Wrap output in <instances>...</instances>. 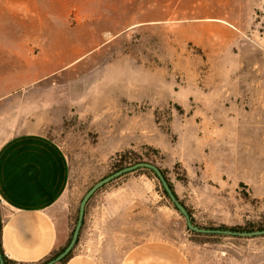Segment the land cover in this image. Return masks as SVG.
<instances>
[{
  "label": "rangeland",
  "instance_id": "obj_1",
  "mask_svg": "<svg viewBox=\"0 0 264 264\" xmlns=\"http://www.w3.org/2000/svg\"><path fill=\"white\" fill-rule=\"evenodd\" d=\"M5 45L18 70L61 65L0 102V143L37 131L62 147L72 229L123 155L163 170L198 227L264 228L252 190L264 185V0H0ZM106 188L130 205L132 242L154 234L199 264H264V236L194 234L149 171Z\"/></svg>",
  "mask_w": 264,
  "mask_h": 264
},
{
  "label": "crops",
  "instance_id": "obj_2",
  "mask_svg": "<svg viewBox=\"0 0 264 264\" xmlns=\"http://www.w3.org/2000/svg\"><path fill=\"white\" fill-rule=\"evenodd\" d=\"M237 19L242 25L241 16ZM2 52L0 102L61 66L55 59L40 60L35 67L25 60L18 70L14 46L5 45ZM252 181L254 198L264 200L263 182L259 177ZM69 182L66 153L43 133L24 132L0 143L1 246L8 260L39 264L66 248L72 233L65 204ZM100 192L88 202L79 242L64 264L200 263L192 257L191 247L170 237L143 235L132 242L136 238H130V205L123 200L122 190L106 188Z\"/></svg>",
  "mask_w": 264,
  "mask_h": 264
},
{
  "label": "water",
  "instance_id": "obj_3",
  "mask_svg": "<svg viewBox=\"0 0 264 264\" xmlns=\"http://www.w3.org/2000/svg\"><path fill=\"white\" fill-rule=\"evenodd\" d=\"M142 168L143 169H150L155 173L158 180L162 184L165 192L169 196L170 200L172 201V203L175 205L177 210L180 212V214L186 220L187 227L190 231L195 232V233H199V234H204V235H224V236H236V237L264 236V230L254 231V232H233L230 230H222V229H205V228H201V227L194 225L191 221L190 214L188 213L186 207L179 201V199L176 197V195L172 191V189H171L168 181L164 177L161 169L159 167H157L156 165H154L153 163L139 162L137 164L125 167V168L103 178L102 180L97 182L95 185H93L87 191V193L84 195V197L82 198V200L80 202L77 223H76V226H75V229L73 231V234H72V237H71L69 244L55 259H52L45 264H58V263H60L74 249V247L76 246V244L78 242L79 235H80L83 223H84L87 204L90 201V199L97 193V191H99L103 186L114 181L115 179H118L119 177H121L127 173H131L137 169H142ZM0 223H1V220H0ZM0 264H6L1 251H0Z\"/></svg>",
  "mask_w": 264,
  "mask_h": 264
},
{
  "label": "trees",
  "instance_id": "obj_4",
  "mask_svg": "<svg viewBox=\"0 0 264 264\" xmlns=\"http://www.w3.org/2000/svg\"><path fill=\"white\" fill-rule=\"evenodd\" d=\"M136 158H132V157H130V156H128V155H123L119 160H118V162H117V166L119 167V169H118V171L119 170H121V169H123V168H125V167H128V166H131V165H134V164H137V163H139V161L137 160ZM125 164H127V165H125ZM125 165V166H124ZM141 170H146V171H149V172H151V173H153V175L155 176V178H157V176L155 175V173L152 171V170H150V169H137V170H135V171H133V172H136V171H141ZM162 171V173H163V175H164V177L166 178V180L168 181V183H169V185H170V187H171V189H172V191L174 192V194L176 195V197L178 198V196H177V194L175 193V191H174V189H173V186H172V184L170 183V181L168 180V178H167V176L165 175V172L163 171V170H161ZM132 173V172H131ZM127 174H129V173H127ZM127 174H125V175H127ZM124 176V175H123ZM122 177V176H121ZM120 178V177H119ZM157 180H158V178H157ZM106 186V185H105ZM104 187V186H103ZM102 187V188H103ZM101 188V189H102ZM162 188H163V186H162ZM98 192V191H97ZM163 194H164V196H166L169 200H170V198H169V196L167 195V193L165 192V190H164V188H163ZM179 199V198H178ZM180 201V200H179ZM181 202V201H180ZM171 203H172V201H171ZM182 203V202H181ZM173 204V203H172ZM183 204V203H182ZM88 205V204H87ZM174 205V204H173ZM184 205V204H183ZM185 206V205H184ZM174 207H175V205H174ZM186 207V206H185ZM175 209L177 210V208L175 207ZM186 209H187V211H188V213L190 214V217H191V221H192V223L194 224V225H196L197 226V224H196V222H195V219L193 218V216H192V214H191V211L186 207ZM178 211V210H177ZM78 219V217H76V220ZM0 220H1V218H0ZM1 228H2V225H1V223H0V251L2 252V255H3V258H4V260H5V263L6 264H18V263H15V262H13V261H10V260H8L7 258H6V256L4 255V252H3V249H2V246H1ZM212 229H222V230H230V231H233V232H253V230H249V229H247V228H242V227H227V226H219V227H217V228H212ZM264 228L263 227H259V228H256L255 230H258V231H260V230H263ZM73 231H74V229H72V233H71V236H70V239H69V242H70V240H71V237H72V234H73ZM81 233V232H80ZM194 234H196V235H200V236H202V235H204V234H199V233H195V232H193ZM204 236H224V235H204ZM79 237H80V235H79ZM236 237V236H235ZM69 242H68V244H69ZM78 242H79V239H78ZM77 242V243H78ZM77 245V244H76ZM67 247V246H66ZM65 249V248H64ZM64 249H62V250H60L59 252H57V253H55L51 258H49V259H47V260H45V261H43L42 263H39V264H45V263H47V262H49L50 260H52V259H55ZM74 249H75V247H74ZM74 249L69 253V255L66 257V258H64L60 263H58V264H64V263H66L72 256H73V251H74Z\"/></svg>",
  "mask_w": 264,
  "mask_h": 264
},
{
  "label": "bare ground",
  "instance_id": "obj_5",
  "mask_svg": "<svg viewBox=\"0 0 264 264\" xmlns=\"http://www.w3.org/2000/svg\"><path fill=\"white\" fill-rule=\"evenodd\" d=\"M26 11H27V10H26ZM29 12H30V10H29ZM13 13H14V12H13ZM24 13H25V12H24ZM26 13H27V12H26ZM26 13H25V14H26ZM14 14H15V13H14ZM15 15H16V14H15Z\"/></svg>",
  "mask_w": 264,
  "mask_h": 264
}]
</instances>
